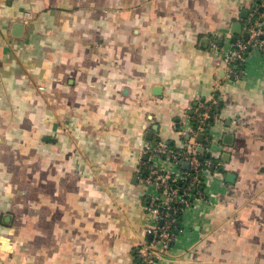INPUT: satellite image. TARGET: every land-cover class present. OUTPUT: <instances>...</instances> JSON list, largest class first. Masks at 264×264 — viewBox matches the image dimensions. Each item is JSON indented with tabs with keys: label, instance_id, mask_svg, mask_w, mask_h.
<instances>
[{
	"label": "crops",
	"instance_id": "1",
	"mask_svg": "<svg viewBox=\"0 0 264 264\" xmlns=\"http://www.w3.org/2000/svg\"><path fill=\"white\" fill-rule=\"evenodd\" d=\"M254 1L0 0V264H137L157 193L139 176L189 168L158 142L215 165L155 264H264V50L234 81L211 46L246 39ZM213 95L210 151L192 113Z\"/></svg>",
	"mask_w": 264,
	"mask_h": 264
},
{
	"label": "built area",
	"instance_id": "2",
	"mask_svg": "<svg viewBox=\"0 0 264 264\" xmlns=\"http://www.w3.org/2000/svg\"><path fill=\"white\" fill-rule=\"evenodd\" d=\"M264 3V0H262ZM28 15V13H27ZM245 30L248 33L246 39L237 38L229 43L228 48L220 45L217 39L212 41L213 49L222 51V60L226 64V73L231 80H238L244 72L243 64L246 56L250 52L264 50V21L258 20L256 10H254L246 20ZM235 65V67L233 66ZM219 101L217 96H212L207 102L200 105L201 111L195 112L192 116L199 125L195 132H206L205 144L207 150H212V145L218 144V138L210 133L211 127L220 120V113L216 111L210 117L209 109ZM212 118L213 124L207 122ZM209 126V127H208ZM210 128V129H207ZM151 152L154 155H164L169 163L178 166L181 162H188V170H160L155 165L147 167V173L140 175L142 184L152 186L157 193H147L149 201L146 209L153 218L154 224L148 228V232L153 235L151 242L140 246L137 249V264H155L156 257L160 252L166 250L176 239L179 231V217L190 204L192 199L204 195L203 188L199 187L201 174L215 165L212 158H201L196 147V143L170 146L167 142H158L152 146ZM184 185L178 184L183 182ZM163 196V200L159 196Z\"/></svg>",
	"mask_w": 264,
	"mask_h": 264
},
{
	"label": "trees",
	"instance_id": "3",
	"mask_svg": "<svg viewBox=\"0 0 264 264\" xmlns=\"http://www.w3.org/2000/svg\"><path fill=\"white\" fill-rule=\"evenodd\" d=\"M260 0H255L254 1V6L256 7V12H257V15L256 16H258L259 14H260V12H259V7H260ZM234 67H235V65H233ZM204 102H207L206 100H202V102L201 103H204ZM219 102H217L215 105H213L212 107H210V109H209V115H210V117L212 116V114L214 113V112H216V111H218L219 110ZM202 109H201V107L199 106V105H196L195 106V110H194V112L192 113V115H195V112H197V111H201ZM207 122L208 123H210V124H213V122H212V118H209V119H207ZM198 125H199V123L195 120V119H193V126L195 127V128H197L198 127ZM209 127V126H208ZM207 127V129H210V128H208ZM207 132V134H208V131H206ZM169 143H171V145L170 146H174V143L173 142H169ZM200 155V157L201 158H205V157H207V153H200L199 154ZM178 184H180V185H184V181L183 182H179ZM180 216V214L178 215V217ZM180 218V217H179Z\"/></svg>",
	"mask_w": 264,
	"mask_h": 264
},
{
	"label": "water",
	"instance_id": "4",
	"mask_svg": "<svg viewBox=\"0 0 264 264\" xmlns=\"http://www.w3.org/2000/svg\"><path fill=\"white\" fill-rule=\"evenodd\" d=\"M259 10H260V11H263L264 8H263L262 6H260ZM22 29H23V24H22V23H20V22H16V23H14V25H13V34L16 35V36H19V35L22 33ZM232 31H233L234 33H239V32L241 31V24L238 23V22H235V23L233 24ZM244 36L247 37V36H248V33L245 32ZM232 40H235V36L232 37ZM202 136H203V134L198 135V139L201 140V137H202ZM228 137H230V134H226V135H225V140H226V138H228ZM199 150H201V148H200ZM186 163H187V162H186ZM229 175H230V174H229ZM229 177H230V176H229Z\"/></svg>",
	"mask_w": 264,
	"mask_h": 264
},
{
	"label": "rangeland",
	"instance_id": "5",
	"mask_svg": "<svg viewBox=\"0 0 264 264\" xmlns=\"http://www.w3.org/2000/svg\"><path fill=\"white\" fill-rule=\"evenodd\" d=\"M214 135H216V134H214ZM216 148V145H212V149H215Z\"/></svg>",
	"mask_w": 264,
	"mask_h": 264
},
{
	"label": "bare ground",
	"instance_id": "6",
	"mask_svg": "<svg viewBox=\"0 0 264 264\" xmlns=\"http://www.w3.org/2000/svg\"><path fill=\"white\" fill-rule=\"evenodd\" d=\"M201 178H203V176Z\"/></svg>",
	"mask_w": 264,
	"mask_h": 264
}]
</instances>
